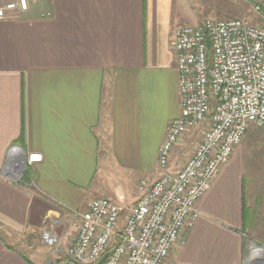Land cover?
<instances>
[{
    "label": "crops",
    "instance_id": "0c3cea01",
    "mask_svg": "<svg viewBox=\"0 0 264 264\" xmlns=\"http://www.w3.org/2000/svg\"><path fill=\"white\" fill-rule=\"evenodd\" d=\"M174 2L29 0L0 19V264H63L72 214L116 198L105 180L133 205L140 181L160 178L181 113ZM179 145L171 171L192 155L175 161ZM24 152L43 160L21 175ZM198 208L164 264H245L264 245V128L250 126Z\"/></svg>",
    "mask_w": 264,
    "mask_h": 264
},
{
    "label": "built area",
    "instance_id": "2783aa9c",
    "mask_svg": "<svg viewBox=\"0 0 264 264\" xmlns=\"http://www.w3.org/2000/svg\"><path fill=\"white\" fill-rule=\"evenodd\" d=\"M28 8L29 0L11 2L0 7V19ZM255 11L264 15L259 5ZM172 46L181 113L159 149L160 178L141 180L133 205L100 197L74 212L63 264H99L105 255L102 264H164L182 232L200 218V200L250 126L264 128V27L240 18L207 19L177 28ZM203 124L193 154L171 171L176 145ZM42 160L41 153L28 156L29 165Z\"/></svg>",
    "mask_w": 264,
    "mask_h": 264
},
{
    "label": "rangeland",
    "instance_id": "374dc122",
    "mask_svg": "<svg viewBox=\"0 0 264 264\" xmlns=\"http://www.w3.org/2000/svg\"><path fill=\"white\" fill-rule=\"evenodd\" d=\"M260 3L261 0H175L173 20L175 26L182 27L187 25L197 26L207 19L240 18L246 19L252 24L264 27V15L258 14L255 11V7ZM205 128V124L201 125L200 128L196 130L199 131L198 133L191 135L185 142L183 141L184 143H178V145H180L177 153L178 157L174 158L175 161L187 160L191 153L193 154L199 143L201 132H204ZM119 185L118 179L117 181H115V178H111L108 181L105 180L104 189H109V191L115 195L116 200L107 196H95V198L105 197L118 204L119 207H123L124 202L122 201L127 199L125 198L126 192H124V187ZM99 190H101L100 187H98L97 191ZM118 190L121 191V196H118ZM120 197L123 198V200H120ZM86 204L81 208V211L85 209ZM263 246V244L251 242L249 245V257L256 248Z\"/></svg>",
    "mask_w": 264,
    "mask_h": 264
},
{
    "label": "water",
    "instance_id": "95a60500",
    "mask_svg": "<svg viewBox=\"0 0 264 264\" xmlns=\"http://www.w3.org/2000/svg\"><path fill=\"white\" fill-rule=\"evenodd\" d=\"M18 151H21L20 149L22 148H15ZM24 151V150H23ZM23 157H26L23 162H19V172L21 175H23L24 171L27 169L28 167V163H27V154L24 152L23 153ZM256 250H259L260 252L256 253L255 251H253V253L250 255V257H248V260L246 261L245 264H264V246L263 247H259L256 248ZM107 257V255H105L102 260L99 262V264H102L105 260V258Z\"/></svg>",
    "mask_w": 264,
    "mask_h": 264
},
{
    "label": "trees",
    "instance_id": "16d2710c",
    "mask_svg": "<svg viewBox=\"0 0 264 264\" xmlns=\"http://www.w3.org/2000/svg\"><path fill=\"white\" fill-rule=\"evenodd\" d=\"M259 6H261L262 11L264 12V0H261V3L259 4Z\"/></svg>",
    "mask_w": 264,
    "mask_h": 264
},
{
    "label": "bare ground",
    "instance_id": "6f19581e",
    "mask_svg": "<svg viewBox=\"0 0 264 264\" xmlns=\"http://www.w3.org/2000/svg\"><path fill=\"white\" fill-rule=\"evenodd\" d=\"M260 252V251H259Z\"/></svg>",
    "mask_w": 264,
    "mask_h": 264
}]
</instances>
